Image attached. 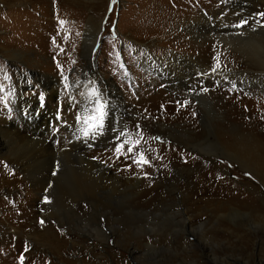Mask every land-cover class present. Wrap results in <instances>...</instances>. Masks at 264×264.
Segmentation results:
<instances>
[{"label": "rangeland", "instance_id": "obj_1", "mask_svg": "<svg viewBox=\"0 0 264 264\" xmlns=\"http://www.w3.org/2000/svg\"><path fill=\"white\" fill-rule=\"evenodd\" d=\"M6 1L9 0H0V10H3L0 12V44L8 48H29L24 52L30 58H36L34 63L37 64L33 66V70L38 69L44 74L55 76L56 87L58 86L55 88L58 91L56 95L49 98L46 92L50 93L49 88L54 85L45 87L40 82H35L34 76H28L27 82L19 89L20 96L24 102L34 101V121L53 115L58 117L56 123H59L45 138L46 142L55 146L51 153L41 155L36 142L23 143L6 137L4 139L5 149L0 151V165L14 171L16 181L11 187L0 188V201L4 202L0 204V264H31L33 261L25 260L28 255L44 258L42 264H264V209H261L263 212L257 211L258 214H255L245 205L230 204L229 209L227 206L217 205V200L206 202L199 197L191 199L189 195L185 196L188 194V190L183 188L186 180L189 178L197 182L195 175L207 166L183 163L181 167L188 169L175 171L174 174L169 166L170 175L156 181L154 174L145 173L144 167H133L130 170L135 164L131 162L132 159H126L127 154H119L115 159L112 157L113 153H110L117 143L115 137L123 131L129 135L122 139H130L134 128L147 132L148 141L152 145L173 146L189 156L205 155L207 153L204 150L208 149L212 154H209L210 157L206 155L205 159L210 161L203 164L219 165L224 169L222 179L235 184L241 191L247 186L253 188L264 202V186L259 177L250 168L241 167L235 160L213 154L219 150V146L211 142L228 110L220 107L225 100L223 98L230 99V106L235 112L251 114L252 120L247 119L249 116L242 117L245 122L262 123L254 126L255 133L262 134L263 131L264 135L262 55H254L250 59L245 52L241 53L235 42L253 36V39L264 44L261 41L264 37V27H261L264 19L259 16L264 13V1L252 0L250 4L247 3L248 9L249 5L251 7L250 12L241 9L242 12L231 14L227 6L238 7L241 0H46L49 8V22L46 25L41 10L37 9L32 17L23 15L19 18L20 21L17 19L12 27L9 25L13 22L14 14L20 12L16 8L27 7L28 3L13 5L9 9H13L10 19L4 20L2 16L7 12V4L4 3ZM246 1L248 0L243 2ZM24 2L25 0H18V3ZM247 5L244 4V8L247 9ZM209 7L223 9L216 15L218 18L215 20L218 23L227 16L223 26L216 28L220 32L215 30L207 39L208 45L206 44L208 50L218 54L211 58L210 64H216L217 60L214 58L219 57V63L226 71L212 75H202L205 72L199 70L193 71L191 79L183 86L186 91H175L167 84L169 82L163 81L167 80L168 75L160 70L158 63L142 62L145 50L148 49L153 56L166 57L172 52L185 50L189 53L199 48L204 40L201 36L205 35L200 30L203 26L196 32L190 25L196 12L207 14ZM242 20L255 21L251 23L253 26L242 27L245 34L223 31V28L237 25ZM192 26L194 28V23ZM14 32L20 38L14 36ZM38 32L45 37L43 41L38 39ZM220 33L234 40L227 44L219 37L217 39L216 35ZM26 38H29L31 44H25ZM10 40H17V43H8ZM244 45L243 51L246 49ZM39 48H43L44 55L37 50ZM1 55L2 53L0 122L13 118L15 122L20 120L18 124L24 128L31 115L29 108L17 107L11 78L17 76V69L24 72L32 69V65L9 61ZM47 61L52 65L45 69L40 68L41 63ZM16 65L17 68L14 67ZM234 69L246 71L243 72L246 77L231 76L229 72H234ZM248 72L251 76L247 75ZM170 78H174L175 85L180 80L177 76ZM228 81H235L238 88L233 90ZM82 84L87 87L85 90ZM106 84L117 88L127 104L133 102V97L146 101L151 97L167 95L182 106L183 100H191L194 108L191 107L190 110L193 112L195 126L202 128L205 133L186 138L184 132L178 131L176 126L180 124L179 128L183 129L184 126L187 127L185 122H163L159 112L154 114L153 120L160 122L154 126L148 123L145 125L135 110L141 106L138 103H132L131 106L135 109L128 113L119 114L116 109L107 110L118 103L113 96H106L101 91ZM196 85L208 89L205 94L204 91L201 92L210 104L202 98L204 96L191 94ZM72 88H76L77 93L70 99L68 96ZM218 88L225 90L221 91L225 97L218 96ZM226 91L239 97L230 96ZM78 92L85 93L82 96ZM93 92L96 93L95 96ZM153 92L156 94L149 95ZM97 98L106 107L104 128L102 134L97 132L95 137H85L83 129L86 125L83 120L90 115H96ZM166 109L169 112L175 111L170 107ZM78 116L81 117L79 121ZM252 124L244 127L248 128ZM41 126L43 129L44 124ZM157 129L163 132L161 136L156 132ZM227 131L230 132V129ZM245 132L242 134L246 137L244 141L248 146L251 136L247 129ZM39 133L41 137L47 135V131ZM189 133L191 131L186 135ZM250 141L251 153H260L264 142L254 138ZM231 148L228 149L236 150L235 147ZM91 160L99 165V169L85 173L84 167ZM108 172L118 175L119 179L106 175ZM144 178L157 187V193H160L158 198L152 193L137 198L143 190ZM23 189L31 193L29 203L21 202L24 197ZM26 206L33 211L30 223L35 225L31 230L18 227L10 218L2 215H17ZM232 209L240 212L234 213ZM187 216L193 218L189 225L185 220ZM48 230H52L55 236H66L63 249L58 248L54 239L47 235ZM14 241L23 244L24 249L17 253ZM60 252L66 262L61 263Z\"/></svg>", "mask_w": 264, "mask_h": 264}, {"label": "bare ground", "instance_id": "obj_2", "mask_svg": "<svg viewBox=\"0 0 264 264\" xmlns=\"http://www.w3.org/2000/svg\"><path fill=\"white\" fill-rule=\"evenodd\" d=\"M42 1H43V4H41ZM243 1L244 0L240 1V4L243 5V6L240 5L242 8L240 6H238L236 3L235 4L238 7L233 8L232 5L227 6L228 10H230L229 13L232 14L233 12H242L241 9H243L244 12H248V11L250 12L251 7L249 5V9H248L247 3L250 4L252 0H248L246 2H243ZM262 1H264V0H262ZM4 3L7 4V6H6L7 12H5V14L2 16L4 18V20L10 19L9 17L11 16V13H13V9H12V11L9 9L13 8V5L20 6V5H23L25 3H28L26 5L27 7L16 8V9H19L20 12H18L17 14H14V16L12 15L14 17V19H13V22L10 23V25L8 24L9 27H12V25H15L14 23H15V21H17V19H18V21H20L19 18L22 17L23 15L26 17H29V16L32 17V15L34 14L35 11H37V9L41 10L42 19L45 20L44 24L46 25V23L49 22V20H48L49 8H48L46 0H25L24 3H18V0H9V1H6ZM244 4L247 5V9L244 8ZM220 9H221V7H220ZM220 9L218 7H209L207 9L208 12H206L207 14H203L202 12H199V11L196 12L195 11L196 14L193 15V18H192L193 23H194V28L192 26L193 23L190 25V28L194 29L196 32H199V31H197V29H200V27L203 26L200 30L205 35L201 36V38L204 40H203L202 44L199 45V48H196V50L194 49V51H192L193 53L192 52L188 53L185 50H181V52H179V53L178 52H172L171 55H167L166 57H161L160 55L153 56V55L149 54L150 51H148V49H146L145 53H144V57L142 58L143 59L142 62L155 61L156 63H158L157 66L160 67V70L163 73L168 75V77L165 76L167 78V80H163V81L169 82L167 84H170L172 89L175 91L176 90L186 91L183 86L186 85V81L191 79V75H192L193 71L199 70V71H203L205 73H207V71L209 72V70L211 69V66H212L210 64L211 58L218 55L217 53L214 54L216 52L215 50H214L215 51L214 53L212 52V50H210V49L208 50L207 39L209 36L213 35L212 33L216 30L217 27L219 28L220 26H223V23L227 18V16H225V18H224L225 20L221 19L219 21V23L215 20L216 18H218V17H216V15L220 11L223 10V9L222 10H220ZM1 11H3V10H0V12ZM254 22L255 21H253V20H249L248 24H247L248 25L247 28L250 25L253 26L251 23H254ZM5 24H7V23H5ZM234 25H236V24H234ZM234 25L228 26L227 29H224L223 27H221V28H223V31L225 30V32L231 30L232 32L234 31L237 35L238 34L243 35V33L245 34L244 28H242L241 30L237 27H236L237 29H234V28L232 29V27H234ZM210 26H212L214 29H212ZM216 31L220 32V30H216ZM227 34H229V33H227ZM26 35H28V34H26ZM29 35H31V30L29 32ZM37 35H39L38 39L40 41H43V39L45 38L44 36L40 35V33ZM14 36L20 38V35H18L17 32H14ZM96 36H97V32L95 33V37H94L95 39H94L93 45L95 44ZM216 37H217V39L219 37V39H221L222 41H224L227 44H231L232 41L234 40L233 38H228V37L222 35V33H220V35L217 34ZM253 38L254 37L252 36V37H249V39H243V40H239V41L235 40L236 46H237V48L240 47L241 53L245 52V55L250 57V59L255 57L254 55H259V56L262 55V60L264 62V44L261 42H258L256 39H253ZM26 40H27L26 42L24 41L26 45L31 44L29 38H26ZM16 41L17 40H14V41L10 40V41H8V43L16 44L17 43ZM181 41H182V39H181ZM261 41H264V37H263V39L261 38ZM243 42H246V43H243ZM243 44L246 45L245 51H243L244 49L242 48ZM245 45H244V47H245ZM251 46H253V47H251ZM26 49L28 50L29 48L23 47V46L9 47L8 48V46L4 47V45L0 44V51H1L0 54L2 53V55L4 56V58L6 60H9V61L14 60L15 62L22 63V64H25L28 66L32 65L31 66L32 69H26V71H24V72H20V70L17 69L16 70L17 76L11 78V84L14 87L13 90L15 89L14 92L16 93V97H17V107H19V109L21 107H24L25 109L29 108V113L31 115L30 121L27 124H25L26 127H24V128H21L20 127L21 124L20 125L18 124V122L20 120L18 122L17 121L15 122V120L13 118H8L7 120L0 122V151H3L5 149L4 139L6 137V138H9V139H12L15 141H22L23 143L24 142H28V143L36 142V143H38L39 153H41V155H44L47 152L51 153L53 151V149H55L54 148L55 146H53V144H51L50 142H46L45 138L48 137L49 134L52 132V129L58 125L59 122L56 123V119L58 117L53 116V115H49L48 118H43V120L40 118L39 121H34V116H35L34 109H35V107H33V104H32V102H34V101H32L31 103L28 101L24 102L23 101L24 99L21 98V96H20L19 89L23 86L22 85L23 83L27 82L28 76H34L33 78H34L35 82H40V84L44 85L45 87H50L51 85H54L52 88H49L50 93L46 92V94L49 98L52 95H56V93L58 91L56 92L57 89H55V88H57L58 86L56 87L57 81H56L55 76L53 77L50 74H44L38 69L33 70V68H34L33 66L37 64V63H34L36 58H30V56H27V54L24 52V51H27ZM184 49H186V48H184ZM37 50L41 53V55L45 54V51L43 50V48H39ZM90 51L91 50L88 51V55H90ZM4 54H6V56ZM44 58H46V57H44ZM44 58H42V59H44ZM51 65H52V63L50 61L42 62L40 65V68L45 69V67L48 68ZM14 67L17 68V65ZM144 68H145V66H144ZM263 69H264V66H263ZM225 71L226 70H224L221 67L220 70L217 72L225 73ZM232 71H234V72L230 71L229 72V73H231L230 75L236 76L238 78H240L241 75L243 76L244 73L246 72V71H242L241 69H238V70L234 69ZM250 74L251 73L248 72L247 75L249 76ZM174 76H177L180 78L179 81H176L177 82L176 85L174 84V78H170V77H174ZM253 76L255 77V75H253ZM82 86H84V90L87 88V87L85 88V84H82ZM72 89L74 91L73 90L70 91V96H68V97H70V99H71V97H73V95L75 96L74 93H77V91H75L76 88H72ZM201 89L202 88H199L196 85L193 87V89H192L193 92L191 94L204 96L202 98H204L209 103V100H207L205 95H204L205 92H204V94H202ZM211 89L215 90V88H212V87H211ZM217 90L219 91V94H218L219 97H225L224 95L221 94V91H223V92L225 91L224 89L218 88ZM101 91H103L106 96H110V97L113 96L112 98L114 100H116V102L118 103L117 106L109 107L107 110L116 109L117 113H119V114H122L124 112L128 113L129 111H133L134 107L131 106V104L132 103H138L141 106L137 107V109H135V108L134 109L139 113L141 119L145 122V125H146V123H148V124H153V126H154V124L160 122L159 120L158 121L153 120V118H155L154 114L159 112L160 113V120L163 122H173L174 120H176L178 122H182V123L185 122L184 124L187 127L184 126L183 129L179 128L180 124H179V126H178V124H176V126L178 127V131L180 130V131L184 132V135L186 136V138H188V136H190V135L194 136L195 134L196 135L197 134H203L202 132L205 133V131L202 128H197V126H195L196 123L193 120L194 119L193 112L190 110L191 107H192V109L194 108L191 100H183L184 104L182 106V104L179 105L178 104L179 102H174L172 100V98L167 96V95H165V97H151V98L148 97L150 99L147 98L148 100H146V101L143 98H142L143 100H139L140 97H133V98L131 97L133 102L131 104H127V103H124V98L121 96V92H118L117 88H114L113 85L106 84V87H104V89H102ZM210 91H212V90H210ZM226 92H228L230 94V96L239 97L237 94H233L230 91H226ZM84 93L85 92L79 93V95H82ZM152 94H156V92H153L149 95H152ZM149 95H147V96H149ZM159 95L161 96V93ZM223 99H225V100H223L224 102L223 101L221 102L222 104L220 107L228 108V110L225 113V119L223 120L224 122H222V124L220 123V125L217 128L218 132H215V139H214L215 141L211 140L212 143H217L219 146L218 147L219 150L217 149L218 151L213 152V154L215 153V154L223 155V156H225V158L235 160L241 167L250 168L253 171V173H255L259 177L260 181L262 182V184L264 186V145H263V147H262L263 149L260 153L254 154V152L251 153L252 141H250L251 138H254L256 140H261L264 142L263 131H262V134H256L255 133V127H254L257 124H262V123L257 122V121H253L252 122L253 124L245 122L242 119V117L243 116H245V117L249 116L250 118H247V119L252 120V117L250 116L251 114L238 112V111L235 112L234 108L230 106V99H228V98H223ZM232 99H235V98H232ZM240 100H242V99H240ZM37 101L38 100H36V102ZM241 102H243V101H241ZM168 107L174 109L175 111L169 112L166 109ZM250 107H252V105H250ZM32 108H33V110H32ZM105 109H106V107H105ZM38 112H39V110H38ZM163 113H164V115H162ZM176 121H174V122L178 123ZM41 124H44L43 129H41L42 128ZM161 124L162 123H159V125H161ZM246 124H248V125L252 124V125L248 126V128H247V127H244ZM225 127H227V128H225ZM228 128L230 129V132L227 131ZM245 129L248 130L247 133H249L251 136V138L249 140L250 145L247 144L248 146H246V141H244V138H246V137H244L242 134V132H245ZM220 130H221V133H220ZM43 131H47V135L45 137L39 136V134H40L39 132H43ZM189 131H191V133L186 135ZM48 132H50V133H48ZM156 132H158L160 134V136L163 133L162 131L159 132L158 129L156 130ZM43 135H45V134H43ZM148 136H149V134L147 132L139 131L135 128L132 130V132L130 134V139L132 141L139 139L141 142H140L139 148L134 153L127 154L128 157L126 156L127 157L126 159H129V160L132 159L131 162L134 163L133 158H135L139 152H143L145 154V156L147 157V159L150 161V163L145 164V166L144 165L140 166V165H137L136 163H134L135 165H133L131 168H129L130 170L134 169L133 167H136V168L144 167L146 174H148V173L154 174L156 181H159L161 179H166L170 175L169 166H171V169H172L171 171L174 174L175 171L188 169V167H184V166L181 167V164H183V163H192V164L193 163H199L201 167H203V166H207V167H203V169L200 170V173L195 175L197 182L199 180L198 183L194 182L193 179L189 180V178H188L186 180L183 188L188 190V194L186 193L185 196L189 195V197H191V199H195L196 197H199L200 200L202 199L206 202H208L210 200H217V202L219 203L217 205H219L220 207H222V205H224V206H227L229 209H230V207H229L230 204H234L236 206L245 205V206L249 207V209L252 211L251 213H255V214H258L257 211L261 212L262 211L261 209H264L263 200H261V198L256 194V191L253 188L247 186L244 188V190L241 191L235 184L231 183L230 181H228L226 179H222L224 169L221 168L219 165L209 164L210 165L209 166V165L203 164L204 162L208 163L210 161V160L207 161L205 159V156L208 155L210 157L209 154H212L211 150H208V149L204 150L205 153H207L205 155L189 156V155H186L185 153L180 152V150L178 148H175L173 146L172 147L167 146V145L156 146L155 144L152 145L151 142L148 141V138H149ZM216 136L219 138L220 141L218 140V138ZM221 141L224 142L225 144H223ZM187 143H190L189 140H187ZM228 145H230V146H228ZM229 147L230 148L235 147L236 150H230V149H228ZM125 151H126V148H125ZM79 152H80V149H79ZM110 153H113L112 157L115 159L119 157V154H117L115 152V150L111 151ZM26 158H27V155H26ZM129 160H127V161L129 162ZM0 164H2V163H0ZM97 168L99 169V165L97 166L96 163L93 160H91V161H88L87 164L85 165L84 172L88 173L90 170L97 169ZM103 170H105V169L103 168ZM11 171L12 170H9L6 167H3L0 165V188L1 187L8 188V187L13 186V184L15 183V181H16L15 176L16 175H15L14 171H12V172ZM106 175H108L110 177H114V178L117 177L119 179V176L118 175L116 176L112 172H108V174H106ZM115 180H117V179H115ZM34 185L36 186L37 183L35 182ZM142 186H143L142 187L143 190L138 194V196H137L138 199L145 197L147 194H150V193H152L153 196L155 195V197L158 198L160 193H157V187L153 186V183L151 181L144 178V182H143ZM23 192H24V197H23V200H21V202L29 203L31 201V193L28 192L27 189H23ZM79 194H80V192H79ZM3 203H4L3 201H0L1 205ZM236 209L240 210L238 207ZM236 209H232V212H234V213L240 212ZM2 215L4 218H10V221L12 220V222L14 224H16L18 227H21L23 229H29L30 228V230H31V228L35 225V223H30V220L33 217V211L31 210V208H27V206H26V209H24V211H18L17 215L8 214L9 217H8V215L6 217L5 214H2ZM185 220H186V224L189 225L190 222L193 220V218L187 216V217H185ZM51 231L48 230L46 232L47 235L54 239L55 245L58 248L63 249L65 247V244H66L65 243V237L66 236L64 234L59 235V236H55V234L53 235ZM14 249L17 250V253H18L19 251L24 249V245L21 243L19 244V241H14ZM60 257H61L60 259H62L61 263H63V261L66 262V259H64L62 257L61 252H60ZM25 260L30 261V262L33 261V262H31V264H36V262H37V264H42L45 259L44 258H38V257L32 256V255H28L25 257Z\"/></svg>", "mask_w": 264, "mask_h": 264}, {"label": "snow or ice", "instance_id": "obj_3", "mask_svg": "<svg viewBox=\"0 0 264 264\" xmlns=\"http://www.w3.org/2000/svg\"><path fill=\"white\" fill-rule=\"evenodd\" d=\"M259 16L264 19V13H260ZM248 24V21L242 20L239 24L234 25V27L242 28L245 27ZM261 27H264V24L261 25ZM214 59L217 60V63L214 64L209 72L203 73L202 75H212L215 74L217 71L220 70L221 65L219 63V57H215ZM232 85V89L236 90L238 88V85L235 81H228ZM202 91L207 92L208 89L206 87L202 86ZM242 91V90H241ZM93 95L95 96L96 93L93 92ZM95 113L96 115H90L88 117H85L83 122L86 125V127L83 129V134L85 137H95L97 132H100L102 134V129L104 128V118H105V105L102 101L99 100V98L95 101ZM81 117H77V120L79 121ZM129 134L121 131L119 135L115 137V140L117 143L115 144V152L117 154L123 155V154H132L134 153L140 145V140L137 139L135 141H132L131 139H122L123 137L128 136ZM159 139V138H154ZM127 145V147H126ZM126 148V153H125ZM133 162L137 165H145L149 164L150 161L147 159L145 154L143 152H139L135 158H133ZM43 223V222H41Z\"/></svg>", "mask_w": 264, "mask_h": 264}]
</instances>
